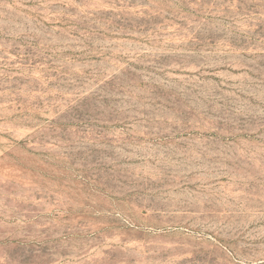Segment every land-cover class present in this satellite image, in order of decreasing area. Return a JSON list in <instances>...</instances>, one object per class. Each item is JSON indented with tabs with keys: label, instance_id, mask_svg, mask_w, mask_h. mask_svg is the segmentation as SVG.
Returning a JSON list of instances; mask_svg holds the SVG:
<instances>
[{
	"label": "rangeland",
	"instance_id": "obj_1",
	"mask_svg": "<svg viewBox=\"0 0 264 264\" xmlns=\"http://www.w3.org/2000/svg\"><path fill=\"white\" fill-rule=\"evenodd\" d=\"M0 264H264V0H0Z\"/></svg>",
	"mask_w": 264,
	"mask_h": 264
}]
</instances>
